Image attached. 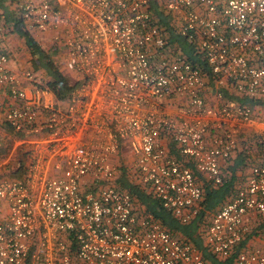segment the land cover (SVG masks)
Listing matches in <instances>:
<instances>
[{"label": "built area", "instance_id": "2783aa9c", "mask_svg": "<svg viewBox=\"0 0 264 264\" xmlns=\"http://www.w3.org/2000/svg\"><path fill=\"white\" fill-rule=\"evenodd\" d=\"M152 1L208 67L215 98L264 97V0H17L16 19L57 53L76 88L61 102L0 48V157L11 134L27 155L22 177L0 179L9 206L0 264H208L121 188L116 160L128 142L131 181L188 224L205 198L194 170L223 186L222 162L246 138L260 156L204 239L219 259L264 264V117L209 104L208 74L170 43ZM12 33L0 17V43Z\"/></svg>", "mask_w": 264, "mask_h": 264}, {"label": "trees", "instance_id": "16d2710c", "mask_svg": "<svg viewBox=\"0 0 264 264\" xmlns=\"http://www.w3.org/2000/svg\"><path fill=\"white\" fill-rule=\"evenodd\" d=\"M16 1L17 0H0V11H2L0 13V17H3L6 23L12 24L13 32L18 35L22 40H24L32 57L33 70L41 73L43 80L45 78V81H43V83L56 94L57 98L61 102H65L69 98L73 90L76 88V83L70 78H68L63 73V71L60 70L59 65L55 62L53 58V55H57V53L48 49L46 50L42 46V44H40L36 40L34 36L24 30L20 20L16 19L15 17V10L10 9V7H14ZM152 4L155 9L154 11L160 19V23L166 26L170 33V43L173 45L176 44L180 46L183 54L190 61L197 64L201 69L206 71V73L208 74L207 81L209 83L207 92L214 93V81L212 80V74L210 73L206 64L195 55L193 48L191 47V45H189L187 40L178 37V35L174 32V30L170 26L169 20L171 19V17L165 16V14L159 12V3H157L156 1H152ZM224 94L225 98L229 97V100L232 102L250 105L253 108L264 107V98H261L259 100L247 96H239L235 93L232 94L228 90H225ZM20 150L23 154V157L18 160V166L20 169L18 173L14 174L15 176H18L19 174L22 176L24 174L25 165L27 161V155L23 153L24 151L22 149ZM248 152L249 148H245L242 153L245 154ZM238 158L242 159L244 163L247 159V156L245 161L243 156H240ZM240 164H242L241 160L237 162L236 166L238 167ZM190 166L193 165L190 164ZM244 167H246V165ZM235 170L236 169L234 168V172H232L235 173ZM20 171L23 174H21ZM121 173L122 175L119 179V185L121 186V188L129 191L132 194V196L137 202V205H139V207L141 208H144V210L148 214L153 215L157 220H159L172 235L179 239H186L185 241L190 242L195 247H197L208 264H235V258L237 257V253L232 255L228 259H219L205 245L204 239V231L211 221V215L214 214L215 210L220 207L226 197L230 195L231 191H233V183H231V181L226 178V183L218 189H215L211 186H208L206 188L204 187L205 199L204 202L201 204V210L199 215L194 218V220L190 223L184 224L181 221L177 220L170 212L165 210L162 204L155 200L151 194L147 193L145 190H143L142 187L136 185L133 181H131L128 175L129 173H127V171L123 170ZM259 229H262V227L255 229L253 233L248 236L246 241L249 240L254 234H256ZM245 243L246 242H243L239 249L245 246Z\"/></svg>", "mask_w": 264, "mask_h": 264}, {"label": "crops", "instance_id": "0c3cea01", "mask_svg": "<svg viewBox=\"0 0 264 264\" xmlns=\"http://www.w3.org/2000/svg\"><path fill=\"white\" fill-rule=\"evenodd\" d=\"M10 9L13 10L14 7L12 6V7H10ZM1 12L2 11H0V13ZM36 40H37V38H36ZM24 45L26 46L24 40H22L14 32L12 34L8 35L0 43V48L2 50H4V51L6 50L11 55L10 65L15 71L26 69L27 65L24 62V59H23L24 57H22L20 54H18L14 50L18 46H20V49L22 50ZM26 48H27V46H26ZM60 70H61V68H60ZM233 93L234 92H232V94ZM214 94H215V92L214 93L206 92L207 100H208L209 104H211L212 106L213 105H216V106L224 105L227 101L232 102V101L229 100L230 99L229 97H227L225 100H219V99L215 98ZM260 99L261 98H259V100ZM254 112H255V115L260 116V117H264V107L263 108L255 107L254 108ZM11 135L13 136L14 140H17V142H16V149L17 150H16V152H13L9 156H5L3 154L2 157H0V159H1L0 160V179H2V178H20V177L23 176V175L21 176L20 174L18 176L14 175V174L18 173V171L20 169L19 166H18L19 165V161L18 160L23 157V154H22V152L20 150V149H22V147L19 146L20 145V141H19L18 137H16L13 134H11ZM8 138L9 139L6 138V140H5V147H8L7 142L9 140H11L10 136ZM164 143L168 147V149L170 150V152H171V154L173 156H175L179 160H182V161L185 162V160H183V157L180 154L179 150L174 146L173 143H171L169 140L168 141L165 140ZM245 148H247V149L249 148V152L248 153H250V154L242 153L245 150ZM14 153H15V155H14ZM240 156H243L244 161H245L246 156H247V159H246V161L244 163H243L242 159L238 158ZM259 156H260V151L257 148L254 140L251 139V138H246V139H244L242 141L241 150L232 158V160H230L228 162H222L223 172L225 173L227 179L229 181H231V183H233V186H232L233 187V189H232L233 191H231L230 195H228L226 197V199L222 202V204L227 202V201H229V200H231V199H233L235 197L236 193H237V190L245 185V183H246L245 179L247 178V176L250 173V167L257 162ZM4 157H6V159ZM240 160H241L242 164H240L237 167L236 164ZM134 161H135V157L133 155V152H132V150L130 148L129 143L128 142L123 143L122 149H121V153H120V155L118 156V158L116 160V163L120 166V172H122L124 170V171H127V173H129L130 169L134 166V163H135ZM3 163L5 165H3ZM26 163H27V161H26ZM188 165L190 166V164H188ZM245 165H246V167H244ZM190 167H193V166H190ZM234 168L236 169L235 173H233L234 172L233 171ZM194 171L196 172L199 185H202L203 188L211 186V187H213L215 189H218L219 187H221V186H219V187L213 186L211 184V182H209V180H207V178H205L204 176L200 175L196 170H194ZM20 173L23 174L21 171H20ZM121 175H122V173H121ZM121 175H120V178H121ZM118 182H119V180H118ZM221 205H220V207H221ZM220 207H218L215 210L214 214L219 211ZM214 214H212L211 217ZM8 215H9V206H8L7 202H5L4 200L0 199V222L6 221L7 218H8ZM262 244L264 245V242Z\"/></svg>", "mask_w": 264, "mask_h": 264}, {"label": "rangeland", "instance_id": "374dc122", "mask_svg": "<svg viewBox=\"0 0 264 264\" xmlns=\"http://www.w3.org/2000/svg\"><path fill=\"white\" fill-rule=\"evenodd\" d=\"M38 40V39H37ZM40 44H42V46L47 50V46L44 45L43 42H40ZM18 54H20L22 57H24V62L27 65L26 68L28 69H33V65H32V57L31 54L29 52V50L26 48V46L24 45L22 50L20 49V46H18L17 48L14 49ZM53 58L55 60V62L59 65V67L61 68V70L63 71V73L70 78L71 80H75V76L73 74H71L70 72L67 71V69L64 67L63 65V61L61 60V58H59L56 54L53 55ZM42 75V74H41ZM45 81V78L44 80ZM9 139V138H7ZM10 139L7 144L8 147L4 148V151L2 154H4L5 156H9L11 155L13 152H16V142L17 140H14L13 136H10ZM20 146V145H19ZM15 155V153H14ZM6 159V157H4Z\"/></svg>", "mask_w": 264, "mask_h": 264}]
</instances>
